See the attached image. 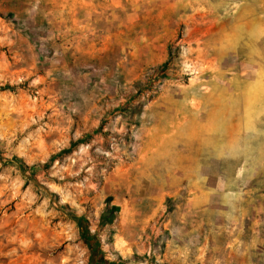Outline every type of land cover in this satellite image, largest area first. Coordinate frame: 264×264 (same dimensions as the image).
<instances>
[{
	"label": "rangeland",
	"instance_id": "374dc122",
	"mask_svg": "<svg viewBox=\"0 0 264 264\" xmlns=\"http://www.w3.org/2000/svg\"><path fill=\"white\" fill-rule=\"evenodd\" d=\"M7 84L0 264H264V0H0Z\"/></svg>",
	"mask_w": 264,
	"mask_h": 264
},
{
	"label": "trees",
	"instance_id": "16d2710c",
	"mask_svg": "<svg viewBox=\"0 0 264 264\" xmlns=\"http://www.w3.org/2000/svg\"><path fill=\"white\" fill-rule=\"evenodd\" d=\"M167 64V62H165V65ZM164 65V67H165ZM13 88L12 85L10 84H7V85H0V90H5V89H11ZM104 219H111V217L108 215V213H106L103 217ZM91 239H93L92 237H89L88 240L91 241ZM104 261H99V263H103Z\"/></svg>",
	"mask_w": 264,
	"mask_h": 264
}]
</instances>
